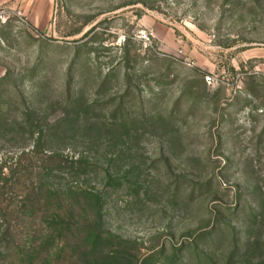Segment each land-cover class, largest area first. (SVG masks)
<instances>
[{
    "label": "rangeland",
    "instance_id": "1",
    "mask_svg": "<svg viewBox=\"0 0 264 264\" xmlns=\"http://www.w3.org/2000/svg\"><path fill=\"white\" fill-rule=\"evenodd\" d=\"M54 1L0 20V264H264V0Z\"/></svg>",
    "mask_w": 264,
    "mask_h": 264
},
{
    "label": "crops",
    "instance_id": "2",
    "mask_svg": "<svg viewBox=\"0 0 264 264\" xmlns=\"http://www.w3.org/2000/svg\"><path fill=\"white\" fill-rule=\"evenodd\" d=\"M54 0H0V8L21 10L37 29L48 27L53 17Z\"/></svg>",
    "mask_w": 264,
    "mask_h": 264
},
{
    "label": "built area",
    "instance_id": "3",
    "mask_svg": "<svg viewBox=\"0 0 264 264\" xmlns=\"http://www.w3.org/2000/svg\"><path fill=\"white\" fill-rule=\"evenodd\" d=\"M10 12H11V11L8 10V9L0 8V20H5V19H7V18L9 17V15H10ZM19 15H21V13H19ZM206 81H207V83L210 84V85L219 82V80H217L216 78L210 77V76H208V77L206 78Z\"/></svg>",
    "mask_w": 264,
    "mask_h": 264
},
{
    "label": "trees",
    "instance_id": "4",
    "mask_svg": "<svg viewBox=\"0 0 264 264\" xmlns=\"http://www.w3.org/2000/svg\"><path fill=\"white\" fill-rule=\"evenodd\" d=\"M78 164H80V163H78ZM71 227H70V225L68 226V229H70Z\"/></svg>",
    "mask_w": 264,
    "mask_h": 264
}]
</instances>
